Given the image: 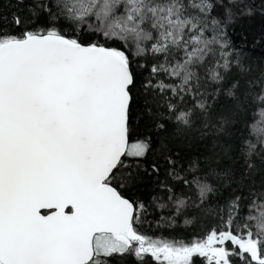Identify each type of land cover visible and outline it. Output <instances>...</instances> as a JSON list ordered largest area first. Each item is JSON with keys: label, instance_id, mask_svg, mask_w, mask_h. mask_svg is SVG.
<instances>
[{"label": "snow or ice", "instance_id": "1", "mask_svg": "<svg viewBox=\"0 0 264 264\" xmlns=\"http://www.w3.org/2000/svg\"><path fill=\"white\" fill-rule=\"evenodd\" d=\"M14 2L0 14V264H264V68L228 32L264 0ZM146 177L147 199L126 195ZM157 210L210 228L157 235Z\"/></svg>", "mask_w": 264, "mask_h": 264}, {"label": "trees", "instance_id": "2", "mask_svg": "<svg viewBox=\"0 0 264 264\" xmlns=\"http://www.w3.org/2000/svg\"><path fill=\"white\" fill-rule=\"evenodd\" d=\"M252 2L253 0H249L250 4ZM255 2L258 4L259 0H255ZM16 10L14 0H2V3H0V14L7 16L9 21L11 20V14ZM228 32L233 45L241 53V58L245 60L246 66L250 62L253 69L257 65L264 68V15H261L257 9L252 16L239 17L237 22L228 29ZM235 128L238 135H247L242 116L236 122ZM200 148H203V145ZM196 150L195 148L192 149L193 152ZM256 162L259 164V160ZM256 178L259 181L260 179H264V175L258 172ZM153 190V180L146 177L143 183L127 192L126 195L147 199L153 193ZM162 215L163 212L161 210L153 212L148 217V224L151 225L152 232L170 239L175 238L191 242L193 238L205 236L210 228L205 218L198 219L195 214L190 217H176L170 224H166L160 219ZM186 220H190L191 222L186 223ZM116 264H135V261L134 258L128 257L123 260H117Z\"/></svg>", "mask_w": 264, "mask_h": 264}]
</instances>
